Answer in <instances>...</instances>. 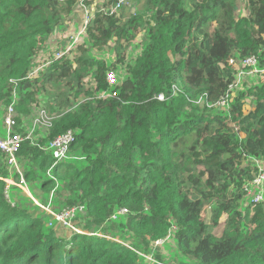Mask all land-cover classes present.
<instances>
[{
	"label": "trees",
	"instance_id": "trees-1",
	"mask_svg": "<svg viewBox=\"0 0 264 264\" xmlns=\"http://www.w3.org/2000/svg\"><path fill=\"white\" fill-rule=\"evenodd\" d=\"M116 1L97 0L79 53L57 59L47 41L80 0H0L2 116L16 97L15 131L25 134L31 93L65 86L48 103L52 125L18 152L24 178L47 192L59 181L69 192L60 210L83 206L85 220V233L72 229L66 238L45 215L13 201L21 189L6 195L10 170L0 152V264H169L155 242L171 234L179 254L172 264H264V202L241 204L256 160L264 162V82L237 92L229 110L196 103L226 94L237 54L257 55L264 67V0H146L125 20L108 11ZM138 31L142 51L132 59L127 49ZM113 42V65L91 55ZM117 62L127 74L119 94L99 98ZM68 131L75 141L57 161L45 147ZM75 154L81 160L69 161ZM121 208L127 214L114 219ZM114 228L128 244L94 234Z\"/></svg>",
	"mask_w": 264,
	"mask_h": 264
},
{
	"label": "built area",
	"instance_id": "built-area-1",
	"mask_svg": "<svg viewBox=\"0 0 264 264\" xmlns=\"http://www.w3.org/2000/svg\"><path fill=\"white\" fill-rule=\"evenodd\" d=\"M87 0H80L79 7L83 12V22L82 25L74 29L72 33L68 36L63 46L56 51V58L62 59L64 56L73 52L77 49L82 38L86 35L90 22L93 19V10L97 2H94V6H88ZM129 0H117L115 4L108 10L110 14H115L117 17H122V12L125 7H129ZM135 12V9L132 10ZM230 64L235 67L236 73L234 80L230 83L226 94L223 95L215 104H211L203 97H199L196 101L198 105L208 106V107H217L219 109H230L231 103L234 101L237 96V92L245 90L247 81H251L256 77L264 78V67L260 66V59L257 55H250L247 57H240L237 54L235 57L230 59ZM121 67H125L124 64H120ZM33 69L29 76H32L36 73H39L43 68ZM126 70H122V74L118 73V70L111 69L106 74V79L108 83V89L100 91L99 98H110L117 97L119 88L125 80ZM160 100L164 99V95L161 94L158 96ZM16 97L7 107V111L3 116V128L2 133H0V152L3 153L6 157L7 163L9 165L10 176L5 179L7 182L6 186V195L9 196V190L12 186L25 187V178L23 171L19 167V158L18 152L26 139L35 140L37 129L40 126H43L45 129L49 128L52 125V119L55 115L50 116L49 113L42 109L39 112L37 118L32 122L33 125L30 126L26 133H20L15 131L17 125L16 117L17 113L15 110ZM76 135L73 131H68L66 133L56 136L45 149L50 152L57 161H61L68 157L71 144L75 141ZM257 165V164H256ZM258 171L255 176L247 181L243 186V191L245 193V198H247L248 203L257 204L264 202V165H257ZM18 173L20 181H16L14 175ZM39 204V203H38ZM42 206V205H41ZM84 210L83 206L75 205L71 207L63 208L60 211H51L50 212V222L49 225H52L53 222H58L64 226H71V221L78 216L79 213H82ZM128 210L126 208H121L115 212L113 215L114 219H117L119 216L127 214ZM158 241L157 243H159Z\"/></svg>",
	"mask_w": 264,
	"mask_h": 264
},
{
	"label": "rangeland",
	"instance_id": "rangeland-1",
	"mask_svg": "<svg viewBox=\"0 0 264 264\" xmlns=\"http://www.w3.org/2000/svg\"><path fill=\"white\" fill-rule=\"evenodd\" d=\"M129 1H130L129 7L128 6L125 7V9L122 12V16L124 17L131 14V8L132 10L142 9L146 3V0H129ZM94 2H97V0H91V3H93V6H94ZM239 5H240V8L238 10V14H242V12H245V9L243 8L244 4L243 2H240ZM246 13H247V10H246ZM126 18L127 17L122 18V19L125 20ZM82 22H83V12L81 11L80 7L75 6L73 12L64 19L61 27L49 37L47 41V45L49 47H55L58 50L59 48L63 46L64 42L66 41L68 36L72 33V31L78 28L82 24ZM85 36H87V33ZM143 39H144L143 33L138 31L137 41L132 43V45H130V47L127 49L128 57L135 59V57L141 53L142 51L141 42ZM86 44H87V41H86ZM90 52L93 57L106 59L109 62V64L113 65L117 61L116 42L111 43L110 46H106L102 50H96L95 48H92L90 49ZM73 53L77 54L79 53V51L74 50ZM120 64L122 63H118L117 68H118V73L122 74V70L126 69V67H121ZM262 82H264L263 77H256L251 81H247L245 88L260 84ZM63 89H65V86L63 84L59 85V84L54 83L52 87L50 88V90L48 91V93H45V91H42V92L38 91V92L31 93V97L33 101L32 114L29 118L24 120V124L27 129L33 125L32 122L34 121L35 117L39 115L40 110L45 109L49 113L50 116H53V113L49 111L48 103L52 98L57 96L60 93V91ZM49 92L51 93V95H49ZM52 102H53V99H52ZM57 107L58 106H56V108ZM250 107H251L250 104L246 106L247 109H249ZM2 113L3 112L0 111V133H2V128H3ZM44 130L45 128L43 126H40L37 129V132L39 135H41L42 133H44ZM38 134H36V136ZM74 160L79 161L81 160V158L79 155L75 154V155H72L71 158H69V161H74ZM19 162H20L19 167L23 171V169L25 168V163L21 161ZM6 163H7V160H6ZM256 164L264 165V162L256 160ZM47 178L48 179L54 178L53 172L51 170L48 171ZM25 183L27 185L25 187L18 186V188H20L21 190H14L12 194L13 196L11 195L12 200L16 202H20V204L29 206V209H31L33 212H36V214L38 215H42V216L45 215L46 216L45 223L46 225L49 226V221L51 219V216L48 210L57 211V212L60 211V209L64 207L63 205L68 199L69 192L62 189L63 185L59 181H58L57 187L50 192H47L46 190H44V188H40L37 181H27L25 179ZM191 190H192L193 196L198 197V194H200V191H199L200 188L196 186V183L193 184V186L191 187ZM56 191H60V193L57 194ZM241 204H242V207L247 206L248 204L247 198L245 199L243 198L241 201ZM205 217L210 222V217H211L210 204L209 206H207L205 210ZM225 220H226L225 216L221 218L220 224L218 225L217 228L214 229V234L216 235L222 234ZM84 224H85V220L83 218V215L80 217L78 216L75 217L71 221V226L69 227L64 226L58 222H53V225L56 228L57 232L60 235H64L66 238H70V235H71L70 231L72 229L75 230L77 233H85ZM107 233L109 234L106 235L101 230L94 232V234H97L99 236L109 237L113 240L122 242L124 244H128L127 240L122 238L123 236L122 230L118 228L117 229L114 228L112 230H109V232ZM133 239L134 238H129V241L132 242ZM155 244H160L162 248L163 257L165 258V261L168 262L169 264H172L174 261L177 260V258H179L177 247L175 246V237L173 234H171L167 239L160 241L159 243L155 242ZM153 248L155 249L154 245H153ZM146 257L151 259V256H146Z\"/></svg>",
	"mask_w": 264,
	"mask_h": 264
},
{
	"label": "crops",
	"instance_id": "crops-1",
	"mask_svg": "<svg viewBox=\"0 0 264 264\" xmlns=\"http://www.w3.org/2000/svg\"><path fill=\"white\" fill-rule=\"evenodd\" d=\"M38 116H36L35 118H37Z\"/></svg>",
	"mask_w": 264,
	"mask_h": 264
}]
</instances>
